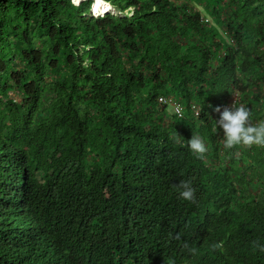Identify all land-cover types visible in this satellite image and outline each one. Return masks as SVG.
<instances>
[{"label":"trees","instance_id":"trees-1","mask_svg":"<svg viewBox=\"0 0 264 264\" xmlns=\"http://www.w3.org/2000/svg\"><path fill=\"white\" fill-rule=\"evenodd\" d=\"M94 1L0 0V264H264V0Z\"/></svg>","mask_w":264,"mask_h":264},{"label":"clouds","instance_id":"clouds-1","mask_svg":"<svg viewBox=\"0 0 264 264\" xmlns=\"http://www.w3.org/2000/svg\"><path fill=\"white\" fill-rule=\"evenodd\" d=\"M213 111L218 113L214 130L219 129L222 132L224 148L232 149L235 146L252 147L254 145L264 147V120L255 124L251 123V113L245 105L234 104L223 109L216 106ZM187 147L197 158H203L207 152L206 143L199 136L191 137ZM177 188L181 199L194 201L195 189L191 186L190 181H181ZM257 247L260 252H264V245H257Z\"/></svg>","mask_w":264,"mask_h":264},{"label":"rangeland","instance_id":"rangeland-1","mask_svg":"<svg viewBox=\"0 0 264 264\" xmlns=\"http://www.w3.org/2000/svg\"><path fill=\"white\" fill-rule=\"evenodd\" d=\"M80 1L81 0H72V2L74 4H78ZM91 10H92V13L95 16H98V14H101V13H104V12H110V11L115 13V14H118V15L122 14V12H118L117 10L113 9V7L110 5V3L106 2V1H103V0L94 1ZM206 18H208L209 21H210V17L209 16H206ZM166 111H167L168 116H171L173 114L172 113L173 112L172 111V107H170V105L167 106Z\"/></svg>","mask_w":264,"mask_h":264},{"label":"built area","instance_id":"built-area-1","mask_svg":"<svg viewBox=\"0 0 264 264\" xmlns=\"http://www.w3.org/2000/svg\"><path fill=\"white\" fill-rule=\"evenodd\" d=\"M158 102L161 104H169L172 107V111L177 118H182L184 116V109L180 102L172 100V98H167L164 96H159ZM193 110H194V116H198V109L196 107H193Z\"/></svg>","mask_w":264,"mask_h":264},{"label":"bare ground","instance_id":"bare-ground-1","mask_svg":"<svg viewBox=\"0 0 264 264\" xmlns=\"http://www.w3.org/2000/svg\"><path fill=\"white\" fill-rule=\"evenodd\" d=\"M107 2V1H106ZM111 5V4H110ZM112 6V5H111ZM101 14H103V13H101ZM98 15H100V14H98Z\"/></svg>","mask_w":264,"mask_h":264},{"label":"water","instance_id":"water-1","mask_svg":"<svg viewBox=\"0 0 264 264\" xmlns=\"http://www.w3.org/2000/svg\"><path fill=\"white\" fill-rule=\"evenodd\" d=\"M92 11V10H91Z\"/></svg>","mask_w":264,"mask_h":264}]
</instances>
